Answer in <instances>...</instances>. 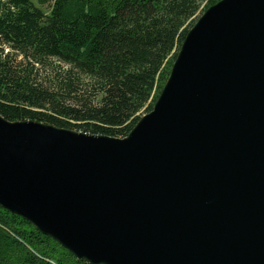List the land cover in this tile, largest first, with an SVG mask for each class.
<instances>
[{
	"label": "water",
	"instance_id": "95a60500",
	"mask_svg": "<svg viewBox=\"0 0 264 264\" xmlns=\"http://www.w3.org/2000/svg\"><path fill=\"white\" fill-rule=\"evenodd\" d=\"M0 207L90 264H264V0L209 7L123 139L0 116Z\"/></svg>",
	"mask_w": 264,
	"mask_h": 264
},
{
	"label": "trees",
	"instance_id": "16d2710c",
	"mask_svg": "<svg viewBox=\"0 0 264 264\" xmlns=\"http://www.w3.org/2000/svg\"><path fill=\"white\" fill-rule=\"evenodd\" d=\"M219 1L0 0V46L24 59L0 47V116L127 137L152 111L202 5ZM0 264L90 263L0 207Z\"/></svg>",
	"mask_w": 264,
	"mask_h": 264
},
{
	"label": "rangeland",
	"instance_id": "374dc122",
	"mask_svg": "<svg viewBox=\"0 0 264 264\" xmlns=\"http://www.w3.org/2000/svg\"><path fill=\"white\" fill-rule=\"evenodd\" d=\"M206 5H207V3L205 2L203 5H202V8H201V12L202 13H200V15H199V17H198V19L204 14V12H205V7H206ZM44 9V8H43ZM197 19V20H198ZM196 20V21H197ZM196 23V22H195ZM1 48H3L4 49V53L5 54H7V53H9L10 54V57H11V59L14 61V63H17V64H19V63H21V62H24V59H23V57L22 56H20V55H18V53H16V52H13L8 46H0ZM51 72H50V70H48V71H42V72H40V74H41V77L43 78V79H49V76L51 75L50 74ZM145 114H147L146 112L142 115V116H144ZM141 116V117H142Z\"/></svg>",
	"mask_w": 264,
	"mask_h": 264
}]
</instances>
